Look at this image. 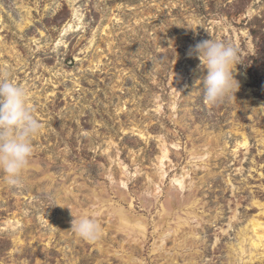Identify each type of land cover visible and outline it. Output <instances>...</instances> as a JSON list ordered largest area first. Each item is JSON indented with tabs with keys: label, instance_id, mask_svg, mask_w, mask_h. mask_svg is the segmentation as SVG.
I'll use <instances>...</instances> for the list:
<instances>
[{
	"label": "rangeland",
	"instance_id": "rangeland-1",
	"mask_svg": "<svg viewBox=\"0 0 264 264\" xmlns=\"http://www.w3.org/2000/svg\"><path fill=\"white\" fill-rule=\"evenodd\" d=\"M212 37L239 61L216 104L188 54ZM4 76L41 127L0 171V264H264V0H0Z\"/></svg>",
	"mask_w": 264,
	"mask_h": 264
},
{
	"label": "clouds",
	"instance_id": "clouds-1",
	"mask_svg": "<svg viewBox=\"0 0 264 264\" xmlns=\"http://www.w3.org/2000/svg\"><path fill=\"white\" fill-rule=\"evenodd\" d=\"M198 57L203 77L205 100L209 104L220 102L229 92L239 89L233 71L238 61V49L231 42L211 38L190 49ZM234 92V94H235ZM27 90L7 76L0 78V171L10 185L19 183L21 173L29 166L33 154L32 138L38 134L40 123L27 103ZM64 207V206H61ZM71 231L85 241L94 240L101 225L88 212L78 217L73 214Z\"/></svg>",
	"mask_w": 264,
	"mask_h": 264
},
{
	"label": "bare ground",
	"instance_id": "bare-ground-1",
	"mask_svg": "<svg viewBox=\"0 0 264 264\" xmlns=\"http://www.w3.org/2000/svg\"><path fill=\"white\" fill-rule=\"evenodd\" d=\"M167 157V151H164L163 152V155L161 157L162 161L164 158ZM131 220V219H130ZM137 220V219H136ZM129 221L127 220L126 223H128ZM132 223V222H131ZM130 223V224H131ZM136 223V222H134ZM137 223H139V227L142 229H144L145 227L140 225V221H138ZM251 225L253 226V229H254V233H255V239H253L252 241V246L255 247V248H258L259 246L262 245V242H264V222L260 221L258 218H254L251 220ZM139 229V230H141ZM241 244V243H240Z\"/></svg>",
	"mask_w": 264,
	"mask_h": 264
}]
</instances>
